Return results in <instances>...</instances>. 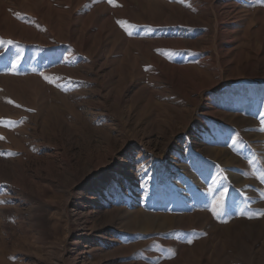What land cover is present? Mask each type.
<instances>
[{
    "label": "rangeland",
    "instance_id": "374dc122",
    "mask_svg": "<svg viewBox=\"0 0 264 264\" xmlns=\"http://www.w3.org/2000/svg\"><path fill=\"white\" fill-rule=\"evenodd\" d=\"M0 41V264H264V0H0Z\"/></svg>",
    "mask_w": 264,
    "mask_h": 264
},
{
    "label": "snow or ice",
    "instance_id": "6c2138e0",
    "mask_svg": "<svg viewBox=\"0 0 264 264\" xmlns=\"http://www.w3.org/2000/svg\"><path fill=\"white\" fill-rule=\"evenodd\" d=\"M108 3L114 4V0H108ZM117 23L120 24L121 26H123L125 24L124 21H117ZM128 34L131 35V33H128ZM0 43H3V41H0ZM7 43L11 44L12 42L11 41H8ZM3 56H4V53L0 52V59H2ZM15 63H17V64L19 63V57L17 58V60L15 61ZM45 79H48V77H45ZM0 123H4V122L3 121H0ZM260 178L261 179H264V174H262ZM0 203H3V201H0ZM214 211H215V209H214ZM241 214H243V213H241ZM261 215H264V213H261ZM249 218H251V217H249Z\"/></svg>",
    "mask_w": 264,
    "mask_h": 264
}]
</instances>
